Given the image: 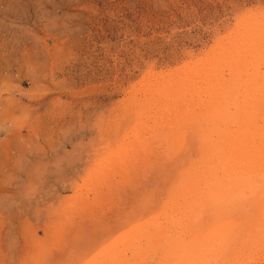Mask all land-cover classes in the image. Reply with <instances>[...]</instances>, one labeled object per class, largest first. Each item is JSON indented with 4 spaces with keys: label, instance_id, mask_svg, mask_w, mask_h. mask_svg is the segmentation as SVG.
I'll list each match as a JSON object with an SVG mask.
<instances>
[{
    "label": "rangeland",
    "instance_id": "obj_1",
    "mask_svg": "<svg viewBox=\"0 0 264 264\" xmlns=\"http://www.w3.org/2000/svg\"><path fill=\"white\" fill-rule=\"evenodd\" d=\"M230 50L245 54L250 84L257 86L246 117V126L258 130L257 137V132L251 136L256 145L248 162L264 165V0H0V264H96L110 253L115 261L119 256V264H133L139 256L168 250L151 241L149 236L156 234L160 245L169 239V248L180 247L181 263L194 259L187 254L203 248L200 241L191 239L179 221L161 220L166 213L173 215L167 209L178 199L190 204L195 185L212 172L206 164L208 143L202 132L193 131L201 118L172 100L185 89L191 92L192 81L178 87L168 79L147 87L151 92L140 85L189 74L191 67L197 71L206 59L212 69L222 57L231 60ZM240 82H234V89ZM200 85L202 92L205 86ZM167 100L170 121L160 115ZM227 106L224 110L239 114L235 121L230 118L237 128L245 112ZM174 116H180L177 128ZM157 134L164 139L157 141ZM142 141L160 147L146 149ZM220 148L213 155L218 168L235 166ZM261 214V232L252 238L245 220L225 219V229H215V249L203 262L264 264V210Z\"/></svg>",
    "mask_w": 264,
    "mask_h": 264
},
{
    "label": "bare ground",
    "instance_id": "obj_2",
    "mask_svg": "<svg viewBox=\"0 0 264 264\" xmlns=\"http://www.w3.org/2000/svg\"><path fill=\"white\" fill-rule=\"evenodd\" d=\"M241 45V44H240ZM243 47H245V45L243 44L242 45ZM232 48V46H231ZM247 48V47H246ZM234 49H237V48H234ZM240 49V48H239ZM224 50V49H223ZM219 52V51H218ZM242 52V51H241ZM249 52V51H248ZM247 52V54H249ZM225 53V52H224ZM251 53V52H250ZM256 53H254L255 55ZM221 55V54H220ZM227 55H233L230 57L231 60L226 59V58H223L219 61L221 65H219L216 61V62H213V63H217V64H214V68H210V66H208L211 62V60L209 59H206L205 62H203V65L199 67V69L196 71L193 67L190 68V73L189 74H186V73H181V74H178V75H170L169 78H162V79H158L157 81L155 82H149L148 80L140 85L141 87V90L143 89V91H149L147 90V87H152V86H160V85H163L164 83H166L169 79L168 82H170V84H177L178 87H179V83L182 82V81H188V80H191L192 83L194 82L195 84H192L193 85L191 88V92H188L187 89L184 90V92H179L182 93L181 95H178L176 97H173L172 100H176L177 103L176 105H184L185 108L184 110H188L187 113H189V109L192 111L193 116L194 117H197V118H201V119H198V120H201L199 123L197 121V123L195 124V127L197 129H193L194 133L195 134H198V132H202V135L204 136L202 139H203V143H208L205 147L208 148V151H210V154H211V157L209 158H206L205 160H208V162L206 163L207 164V167L208 168H211V173L209 175H205L204 178L201 179V181H199V183H197V185H195L194 187V190H193V193H195L194 195V200L190 202V204H188L187 206H185L184 203L181 204L180 202V199L177 200V202L172 205L170 208H168L167 210L171 211L173 213V215H169L168 213H166V215H162L161 217V220H165L163 222H165L166 224L167 223H171L172 220H175L176 222L179 221V224L183 225L185 228L188 229L189 232H191L190 235V238L192 237L193 239L196 240V242H199L202 244V247L201 249H199V251L197 252V248L195 249V251H189L191 252V254H187V255H191L193 256L194 255V259L192 257H189V258H186V261L184 263H181L182 260L181 258H179V248H176V249H173L172 250V247L169 248L170 245V240L169 239H164L163 240V244L160 245V243H158V241H160L159 238V235L156 234L155 237H153L154 235L152 236H149V238L151 239V241H156L157 242V245L159 244V246H163L164 244L166 246H168V250H164V252H161L163 249L165 248H162V250L160 252L156 251L153 255H149L147 256L146 254L145 255H142V256H139L138 259H135L134 263L133 264H142L144 262L148 263V264H205V262L203 261H206L208 260L207 256H208V252L211 253L213 252L212 250L215 249V246L214 244L216 243H213V239H215V229H225L223 227V222L225 219H228L230 217H233L234 216H237L239 218H241L242 221H246V223L249 225V227L251 228V232H250V235L253 234V232H255L256 234L260 233L261 232V220H260V217H261V211L264 210V165H260L261 163H259V165L257 166V164H253L252 162H248L249 158L251 157V159H253V145H256V141L254 142H251V136H252V133L254 132H257V135L256 137L258 136V130L257 129H254V125L252 126H246V121L248 120L246 117L249 116L251 113L249 111V108L250 106L253 104V101H256L255 99V96H254V93H255V88L257 87L256 83L254 82V85L256 86L255 88L251 86L250 84V80H249V76L247 75L246 73V67H245V60H244V55L245 54H240L239 52L237 51H234V50H230L229 53L227 52ZM251 55V54H250ZM253 55V53H252ZM217 56V55H216ZM225 56V55H223ZM218 57V56H217ZM219 58V57H218ZM213 59V57L211 58ZM217 59V58H216ZM249 59V58H248ZM208 60V61H207ZM219 60V59H218ZM250 60V59H249ZM252 60H250V63H251ZM215 65H219V69L218 67H216ZM255 65V64H254ZM208 67V69H207ZM201 68H203V70H200ZM250 68V67H249ZM254 69V68H253ZM253 69H251L253 71ZM200 70V71H199ZM250 70V69H248ZM247 70V71H248ZM256 70V69H255ZM259 70V69H258ZM261 70V69H260ZM226 72H228V75H229V79H225V76H226ZM249 72V71H248ZM251 72V71H250ZM254 72V71H253ZM260 73V71H259ZM254 77V76H253ZM251 78V77H250ZM260 78V77H259ZM252 79V78H251ZM255 79V77L253 78ZM190 81V82H191ZM235 81H241L240 83H242L240 85V88L238 90L234 89V82ZM144 82V81H143ZM189 82V81H188ZM204 84V89L202 90V92L199 91V87H201L200 84ZM239 83V84H240ZM175 84V85H176ZM189 84V83H188ZM197 84V85H196ZM237 84V83H236ZM181 85V84H180ZM253 85V84H252ZM260 85V84H259ZM264 85V84H262ZM260 85V86H262ZM189 86V85H188ZM170 87V86H169ZM172 87V86H171ZM174 87V86H173ZM191 87V86H190ZM264 87V86H263ZM146 88V89H145ZM175 88V87H174ZM186 88V87H185ZM236 88V86H235ZM260 88V87H259ZM169 89V88H168ZM177 89V87L175 88ZM178 90V89H177ZM236 90V91H235ZM263 90V89H262ZM172 91V90H170ZM139 92V91H138ZM151 92V91H149ZM233 92V93H232ZM140 93V92H139ZM158 93V92H157ZM236 93V94H234ZM261 93V92H260ZM160 95V93H158ZM234 94V96H233ZM138 95V94H137ZM141 95V94H140ZM139 95V96H140ZM259 95V94H258ZM162 96V95H160ZM205 96V97H204ZM233 97V98H230ZM164 97V96H163ZM261 97V96H260ZM162 98V97H160ZM230 98V105L229 103L226 102L227 99ZM135 99V98H134ZM138 99V97H137ZM147 99V98H146ZM233 99V100H232ZM163 100V99H162ZM141 101V100H140ZM130 102V101H129ZM159 102V101H158ZM170 102L171 101H168L163 104V108L161 109V117H163V119L166 120H169V114L170 112H168V109H167V106L168 108L170 107ZM245 102L244 106L243 103ZM135 103V102H134ZM139 103V100H137L136 104ZM175 103V102H174ZM136 104L134 106H136ZM149 104V103H148ZM228 104V108L231 109V107H234L233 109L237 110V108L241 111L243 110L242 113L245 114V124L244 123H241L240 122V125L238 126L237 125V128H236V123L230 121V118L232 116H234L233 120L236 119L235 117H239V114H235V113H230L229 110H224L225 106ZM129 105V104H128ZM143 106L146 105V103L144 102V104H142ZM152 105V103H151ZM150 105V106H151ZM138 106V105H137ZM153 106V105H152ZM254 106V105H252ZM132 107V105L130 106ZM139 107V106H138ZM145 107V106H144ZM154 108H157L155 106H153ZM149 108V106L147 107ZM253 108V107H252ZM125 109V108H124ZM132 109V108H130ZM129 109V110H130ZM145 109V108H144ZM220 109H223V110H220ZM159 110V109H158ZM183 110V111H184ZM142 111V109H141ZM160 111V110H159ZM181 111V110H180ZM128 112V110H127ZM177 112V111H176ZM227 113V115H225V113ZM255 112V111H254ZM126 113V112H124ZM142 113V112H141ZM148 113V112H147ZM174 113H175V110H174ZM180 113V112H179ZM144 114V113H143ZM185 114V112L183 113ZM220 114V115H219ZM244 114H241V115H244ZM249 114V115H248ZM125 115V114H123ZM145 115V114H144ZM177 115V114H176ZM192 115V114H191ZM219 115V116H217ZM185 116V115H184ZM189 116V115H187ZM192 116V117H193ZM251 116V115H250ZM175 118L173 119H176V120H173L172 122L176 124V128L178 125H180L178 123V120H177V117L179 119L180 116H174ZM183 117V115H182ZM243 117V116H242ZM258 117V116H257ZM137 118V116H136ZM140 118V117H139ZM158 117H156V119L154 121L157 120ZM159 119V118H158ZM185 119V123H187V119L184 117ZM243 119V118H242ZM247 119V120H246ZM258 120V118H256ZM187 120V121H186ZM232 120V118H231ZM139 121V120H138ZM137 121V122H138ZM159 122L161 120H158ZM170 121V120H169ZM191 121V120H190ZM235 121V120H234ZM238 122V121H237ZM151 123V122H150ZM156 122H154L155 124ZM189 123V122H188ZM250 123V122H248ZM252 123V122H251ZM258 123V122H257ZM191 124V123H190ZM148 125V123H147ZM146 125V126H147ZM160 125V123H159ZM232 125V126H231ZM250 125V124H249ZM116 126V125H115ZM145 126V127H146ZM160 126H163V124L161 123ZM173 126V125H172ZM260 126V125H259ZM129 127V126H128ZM157 127V125L155 126ZM174 127V126H173ZM194 127V126H193ZM172 128V127H170ZM234 128V129H233ZM139 129V128H138ZM145 129V128H144ZM153 129V127H152ZM158 129V127H157ZM260 129V128H259ZM137 130V129H136ZM135 130V131H136ZM154 130V129H153ZM164 130V129H163ZM197 130V131H196ZM232 130V131H230ZM264 129H262L263 131ZM125 131V130H124ZM143 131V130H142ZM186 131V130H185ZM192 131V130H191ZM157 132V131H156ZM163 132V131H162ZM152 133V131H151ZM154 133H155V130H154ZM171 133V132H170ZM192 133V132H191ZM228 133V134H227ZM264 133V132H263ZM262 133V135H264ZM149 134V133H148ZM147 134V135H148ZM163 134V133H162ZM226 134L229 135V138L227 137L226 138ZM253 134V136H254ZM151 135V134H150ZM156 135V133L154 134ZM158 135V134H157ZM168 135V134H166ZM137 136V135H136ZM136 136L134 135L135 139H136ZM152 136V135H151ZM164 135H161L160 134L156 137L157 138V141L159 140L160 137H163ZM176 136V134H175ZM130 137V136H129ZM144 137V136H143ZM154 137V136H153ZM201 137V136H200ZM262 137V136H261ZM128 138V137H127ZM179 138V136H178ZM241 138H243V144L241 145ZM263 138V137H262ZM261 138V139H262ZM116 139V138H115ZM160 139H164L163 138H160ZM173 139V138H172ZM175 139V138H174ZM151 140V139H150ZM194 140H198V139H194ZM258 141H260V139L258 138L257 139ZM264 140V139H263ZM125 141V140H124ZM123 141V142H124ZM136 141V140H134ZM201 141V139H200ZM257 141V144H259ZM127 142V141H126ZM145 141H142V146L143 148H149V149H152L151 147H153L151 144H150V147L148 144H144ZM147 142V141H146ZM178 142V141H177ZM129 143V142H128ZM132 143V142H130ZM152 143V142H151ZM156 143V142H155ZM154 143V144H155ZM163 143V142H162ZM161 143V145H162ZM179 143V142H178ZM201 143V142H200ZM262 143V142H261ZM114 144V143H113ZM164 144H165V141H164ZM116 145V144H115ZM128 145V144H127ZM137 145H140V144H136ZM264 145V144H263ZM123 146V145H122ZM121 146V147H122ZM156 145H154L155 147ZM164 146V145H163ZM168 146V145H167ZM260 146V144H259ZM257 145V147H259ZM262 146V145H261ZM107 147V146H106ZM118 147V146H117ZM132 147V146H131ZM131 147H129L127 149V151L129 150L130 152L132 150ZM153 147V148H154ZM157 147H160V146H156L155 148L157 149ZM198 147V146H197ZM220 148V151L222 150L223 153L221 154H224V152L227 154V156H229V159L231 158V164H235L234 165H231L229 166L228 163H226L227 165L225 166L223 163V167H219L218 168V165H216V162H215V152L218 150V148ZM257 147L256 150H257ZM134 148V147H133ZM132 148V149H133ZM199 148V147H198ZM206 148V149H207ZM262 148V147H260ZM169 149V148H168ZM172 149V148H171ZM118 150V149H117ZM138 149H135L133 151H137ZM154 150V149H153ZM143 151V150H142ZM156 151V150H155ZM165 151V150H164ZM199 151V150H198ZM121 152V151H120ZM124 152V151H123ZM126 152V151H125ZM140 152V151H138ZM147 152V150H146ZM145 152V153H146ZM162 152V150H161ZM172 152V151H171ZM158 154V152H156ZM155 153V154H156ZM122 154V153H121ZM121 154L120 156L118 157H121ZM128 154H131V153H128ZM144 154V152H143ZM201 154V153H200ZM256 155V153H254ZM123 155V154H122ZM127 155V154H126ZM133 154H131L132 156ZM140 155V154H138ZM142 155V154H141ZM160 155V153H159ZM157 155V156H159ZM164 155V154H163ZM170 155V154H169ZM175 155H176V152H175ZM251 155V156H250ZM262 155V154H261ZM264 155V153H263ZM129 156V155H128ZM148 156V155H146ZM151 156V155H150ZM172 156V155H171ZM178 157V155H176ZM184 156V154H183ZM218 156V154H217ZM260 156V155H259ZM154 157V156H153ZM156 157V156H155ZM218 157H220V159H222V157L219 155ZM137 158V157H136ZM172 158V157H171ZM256 158V156H255ZM263 158V156H262ZM120 159V158H119ZM147 159V158H145ZM175 159V158H174ZM178 159V158H176ZM175 159V160H176ZM191 159V158H190ZM196 159V158H195ZM194 159V160H195ZM199 160V157L197 158ZM217 159V158H216ZM260 159V158H259ZM132 160V159H131ZM148 160V159H147ZM169 160V159H168ZM171 160V159H170ZM174 160V161H175ZM189 160V159H187ZM257 160V158L255 159ZM254 160V162H256ZM124 161V160H123ZM143 161V160H142ZM218 161H221V160H218ZM224 161V160H223ZM192 162V161H191ZM196 162V161H195ZM228 162V161H227ZM125 163V161H124ZM193 163V162H192ZM205 163V162H204ZM133 164V163H132ZM179 164V163H178ZM191 164V163H190ZM253 164V165H252ZM264 164V163H262ZM109 165V164H108ZM126 165V164H125ZM135 165V164H134ZM133 165V166H134ZM200 165V164H199ZM197 165V166H199ZM205 165V164H204ZM237 165V166H236ZM116 166V165H115ZM206 166V165H205ZM96 167V166H95ZM105 167L104 169H106L107 167L106 166H103ZM121 168H123L122 166H120ZM119 167V168H120ZM163 167V166H162ZM182 167V166H181ZM204 166H202L203 168ZM207 167H205V169H207ZM117 168V167H115ZM120 168V169H121ZM183 168V167H182ZM186 168V167H185ZM137 169V168H136ZM181 169V168H179ZM102 170V169H101ZM110 170V169H109ZM133 170V169H132ZM196 170V168H195ZM97 171V170H96ZM99 171V170H98ZM98 171H97V174H98ZM204 172V170H202ZM201 172H199L198 174L200 175ZM106 172V171H105ZM108 172V171H107ZM114 172V171H113ZM128 172H130L129 170L127 171L126 174H128ZM173 172V171H172ZM99 173H101V171H99ZM132 173V172H131ZM130 173V175H131ZM134 173V172H133ZM188 173V172H187ZM190 173V172H189ZM96 174V175H97ZM106 174V173H105ZM117 174V173H116ZM115 174V175H116ZM185 174V173H184ZM184 174H180L181 176H183ZM191 174V173H190ZM189 175V177L192 175ZM195 173V175H198ZM207 174V173H206ZM93 174H91L90 176H92ZM103 175V174H102ZM113 175V174H111ZM120 175V174H119ZM124 175V173H123ZM203 175V173H202ZM185 176V175H184ZM187 176V175H186ZM204 176V175H203ZM202 176V177H203ZM94 177V176H93ZM122 177V176H120ZM130 177V176H129ZM116 178V176H115ZM179 178V177H178ZM182 178V177H181ZM180 178V179H181ZM113 179V178H112ZM189 179V178H188ZM191 179V178H190ZM95 180V179H94ZM200 180V179H199ZM109 181V180H107ZM190 181H193V180H190ZM189 181V183H190ZM196 183V181H194ZM93 183V182H92ZM95 183V182H94ZM111 183V182H110ZM109 185H112L110 184ZM86 184V183H85ZM98 184V183H97ZM95 184V185H97ZM90 185V184H89ZM92 185V184H91ZM101 185V184H100ZM109 185L108 188L110 187ZM183 185V184H182ZM188 185V184H187ZM93 186V185H92ZM92 186H89V187H92ZM98 186V185H97ZM87 187V188H89ZM101 187V186H100ZM104 187V186H103ZM192 187V186H190ZM93 188V187H92ZM99 188V187H98ZM97 189V188H96ZM112 189V188H111ZM192 189V188H190ZM110 190V189H109ZM105 191V190H104ZM170 191V190H169ZM195 191V192H194ZM83 192V191H82ZM88 192V191H87ZM95 192V190H94ZM102 192V191H101ZM114 192V191H113ZM116 192V191H115ZM173 192V191H172ZM92 193V192H91ZM179 194V193H178ZM93 195V194H92ZM88 196V195H87ZM109 196V195H108ZM180 196V195H179ZM100 197V196H98ZM91 198V197H90ZM95 198V197H94ZM97 198V197H96ZM102 198V197H101ZM100 198V199H101ZM107 199L106 197H103V200ZM182 198V197H181ZM145 199V198H144ZM183 199V198H182ZM89 200V199H88ZM95 200V199H94ZM99 200V199H98ZM102 200V199H101ZM91 201V199H90ZM96 201V200H95ZM94 201V202H95ZM188 201V199H187ZM98 202V201H97ZM99 203V202H98ZM97 203V204H98ZM144 203V202H143ZM173 203V202H172ZM103 207V205H102ZM143 207V206H142ZM89 209V208H88ZM150 209V208H149ZM91 211V210H90ZM167 212V211H166ZM82 213V212H81ZM91 213V212H90ZM93 213V212H92ZM171 214V213H170ZM104 215V214H103ZM164 216V217H163ZM182 216V217H181ZM89 217V216H88ZM151 220V219H150ZM161 220H158L161 222ZM118 221V220H117ZM174 221V222H175ZM172 222V223H174ZM175 222V223H176ZM156 223H158L156 221ZM171 223V225H172ZM232 223H235L232 222ZM152 223H150L151 225ZM165 224V225H166ZM168 224V225H169ZM204 224L206 226H208L210 229V231H206L204 229ZM175 225V224H174ZM221 225V226H219ZM235 225V224H234ZM161 226V225H160ZM163 226H164V223H163ZM218 228H217V227ZM226 226V225H225ZM135 227V226H134ZM149 227V226H147ZM181 227V226H180ZM213 227V228H212ZM264 227V226H263ZM115 228V227H114ZM121 228V227H120ZM126 228V227H124ZM151 228V226L149 227ZM148 228V229H149ZM156 228V226H155ZM184 228V229H185ZM228 228V227H227ZM247 228V226H246ZM136 229V228H135ZM134 229V230H135ZM143 229V228H141ZM158 229V228H156ZM155 229V231H156ZM242 229V228H241ZM109 230V229H108ZM161 230V234L162 232H165L166 229L163 228L162 229H159V231ZM170 230V229H169ZM168 230V231H169ZM175 231L174 229H171L170 231ZM186 230V229H185ZM121 231V229H120ZM144 231V230H142ZM166 231V232H168ZM170 235L172 237V232H170ZM182 231H183V228H182ZM219 231V230H218ZM222 231V230H221ZM119 232V231H118ZM148 232V231H147ZM152 232V231H151ZM217 232V231H216ZM240 233L242 232L239 231ZM131 233V232H130ZM138 233V232H137ZM143 233V232H142ZM154 233V232H153ZM160 233V232H158ZM174 233V232H173ZM122 234V232H121ZM145 234V233H144ZM149 234V233H147ZM146 234V235H147ZM164 235H166L165 233H163ZM177 234V233H175ZM174 234V235H175ZM243 234H245L246 236L248 235L246 232ZM144 235V237L146 236ZM173 235V236H174ZM182 234H179V237L181 238L182 236H180ZM187 235V233H186ZM185 235V236H186ZM242 235V234H241ZM122 236V235H121ZM167 236V235H166ZM188 236V235H187ZM249 236V235H248ZM247 236V237H248ZM70 237V236H69ZM153 237V238H152ZM169 237V236H168ZM258 237V236H257ZM256 237V238H257ZM263 237V236H262ZM117 238V237H116ZM147 239V236L145 237ZM167 238V237H166ZM174 238V237H173ZM171 238V239H173ZM178 238V237H176ZM188 238V237H187ZM191 238V239H192ZM223 238V237H222ZM240 238V237H239ZM245 238V237H244ZM251 238H252V235H251ZM179 239V238H178ZM182 239H185L182 237ZM233 239V238H232ZM231 239V240H232ZM246 239V238H245ZM259 239V238H257ZM139 240V239H138ZM142 240V239H141ZM145 240V239H144ZM174 240V239H173ZM188 240V239H187ZM219 240V239H218ZM230 240V241H231ZM131 241V240H130ZM133 241V240H132ZM140 241V240H139ZM175 241V240H174ZM180 242V239L177 240ZM184 241V240H183ZM193 241V240H192ZM217 241V240H216ZM238 241V240H237ZM251 241V240H250ZM257 241V240H256ZM114 242V241H113ZM126 242V240H125ZM142 242V241H141ZM161 242V241H160ZM194 242V241H193ZM192 242V243H193ZM226 242V241H224ZM240 242V241H239ZM253 242V241H252ZM261 242V240H260ZM112 243V242H111ZM186 243V242H185ZM221 243V242H220ZM233 243V242H232ZM119 244L120 241H119ZM132 244H135V243H132ZM142 244V243H141ZM145 244V243H144ZM183 244V242H182ZM225 244V243H224ZM241 244V243H240ZM246 244V243H245ZM118 245V243H117ZM150 245V244H149ZM181 245V244H180ZM194 245V244H193ZM216 245V244H215ZM220 245V244H219ZM244 245V244H243ZM261 245H264L261 243ZM124 246V245H123ZM144 246V245H143ZM223 246V245H222ZM186 247V246H185ZM219 247V246H218ZM225 246H223L222 248H224ZM240 247V246H239ZM246 247V246H244ZM233 248V247H231ZM44 249V248H43ZM130 249V248H129ZM132 249V248H131ZM139 249V248H138ZM156 249H159V248H156ZM167 249V248H166ZM184 249V248H183ZM241 249V248H240ZM260 250V248H258ZM117 250V249H116ZM152 250V249H151ZM178 250V252H177ZM222 250V249H221ZM253 250V249H252ZM262 250V248H261ZM260 250V251H261ZM137 251V250H136ZM139 251V250H138ZM147 251V250H146ZM215 251V250H214ZM218 251V250H217ZM216 251V252H217ZM113 252V251H112ZM117 252V251H116ZM124 252V251H123ZM134 252V251H132ZM105 253V252H103ZM122 253V252H121ZM140 253V252H139ZM138 253V255H139ZM148 253V252H147ZM151 252H149L150 254ZM185 253V250L184 252ZM188 253V252H187ZM224 252H222L221 254H223ZM244 253V252H242ZM241 253V255H243ZM246 253V252H245ZM248 253V252H247ZM45 254V253H44ZM106 254V253H105ZM114 254V253H113ZM127 254V253H126ZM136 254V253H135ZM193 254V255H192ZM215 254V253H214ZM235 254V253H234ZM107 255V254H106ZM115 255V254H114ZM114 255H112V253H110V257H105L106 259H104L102 262L99 261L98 263L99 264H119L118 262V258L119 256L116 255V261L114 258H111L114 257ZM120 255V254H119ZM130 255V254H129ZM184 255V254H183ZM211 255V254H210ZM239 255V254H238ZM249 257H251L252 255V252H249L247 254ZM125 256V255H123ZM147 256V257H146ZM181 256V255H180ZM212 256V255H211ZM234 256V255H233ZM240 256V255H239ZM248 256H245V257H248ZM128 257H131V256H128ZM146 257V259H145ZM177 257V258H176ZM215 257V256H214ZM223 257V256H222ZM237 257V256H236ZM96 258V257H95ZM101 258V257H100ZM123 258H121L122 260ZM128 260L129 259H132V258H127ZM189 259V260H188ZM226 259V258H225ZM234 259V258H233ZM94 260H97V259H94ZM127 260V261H128ZM211 260V259H210ZM125 260V263L127 262ZM133 261V260H132ZM213 261V260H211ZM225 261V260H224ZM229 261V260H228ZM238 261V259H237ZM137 262V263H136ZM207 262V261H206ZM226 262V261H225ZM96 263V264H98ZM129 263V262H128ZM209 263V262H208ZM207 263V264H208ZM234 263V262H233ZM249 263V262H248ZM127 264V263H126ZM210 264V263H209ZM212 264V263H211ZM214 264H220L218 263V261ZM237 264V262L235 263ZM240 264V263H239Z\"/></svg>",
    "mask_w": 264,
    "mask_h": 264
}]
</instances>
